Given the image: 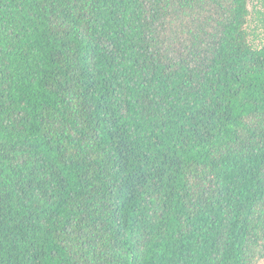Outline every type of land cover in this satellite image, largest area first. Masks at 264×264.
I'll return each mask as SVG.
<instances>
[{
  "label": "trees",
  "instance_id": "16d2710c",
  "mask_svg": "<svg viewBox=\"0 0 264 264\" xmlns=\"http://www.w3.org/2000/svg\"><path fill=\"white\" fill-rule=\"evenodd\" d=\"M264 262V0H0V264Z\"/></svg>",
  "mask_w": 264,
  "mask_h": 264
},
{
  "label": "rangeland",
  "instance_id": "374dc122",
  "mask_svg": "<svg viewBox=\"0 0 264 264\" xmlns=\"http://www.w3.org/2000/svg\"><path fill=\"white\" fill-rule=\"evenodd\" d=\"M261 264H264V262H263V263H261Z\"/></svg>",
  "mask_w": 264,
  "mask_h": 264
}]
</instances>
